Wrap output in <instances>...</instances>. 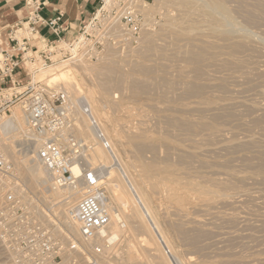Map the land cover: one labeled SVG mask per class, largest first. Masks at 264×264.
<instances>
[{"label":"bare ground","instance_id":"6f19581e","mask_svg":"<svg viewBox=\"0 0 264 264\" xmlns=\"http://www.w3.org/2000/svg\"><path fill=\"white\" fill-rule=\"evenodd\" d=\"M20 1L21 0H18L10 6L15 7L16 5H18V3ZM109 1L110 0H106V3H109ZM237 1L239 3L236 2L235 0H154L155 4L157 5V6L155 5V7H159L158 4H160L161 6L162 5L164 6V8L161 7L165 10V11L163 10L165 12V15H164V13L161 15V16H163L164 20L161 23H160L161 20L159 21V23L157 25L158 31H155V32L150 30V28L152 29V27L155 25V23L150 21V19H151L150 17H152L151 14H150L151 16L149 17L150 18L149 20L145 19V22H142V25H143L142 28L143 29L142 28L141 29L143 30L144 33L142 34L143 36H142V39L140 42H141V44L143 43L144 47L138 53L136 52L138 50L133 51V52L137 53V55L135 56L134 59H132V60L129 59V60L125 61V59H123L125 56H123V58L118 56L119 57L118 58L117 57V55L119 54V53H117L118 52V45H120L119 43L121 42V40L120 41L115 40V42L117 41V43L112 42L108 45L105 53H102L104 55L101 54L99 59H97L98 61H97L96 65H92V63H90V62H85V61L83 62V61L77 59V60L69 61L68 64L63 63L64 65L61 64V65H59V67H56V68H52V69L49 68L45 72V74H44L45 83L49 86H58L59 85L58 86L59 91L61 93H63V95L66 99L65 107H66V111H67V114L69 116V119L71 122L73 119L75 120V122H74L75 126H74V128H73V126H71L70 130H71V133L74 136L75 140L77 141V143L81 146L79 155L77 156L79 163L81 162L82 167L84 166V167H87V168L95 171L97 178H98V181L100 182V184H102L104 186V191L106 192V195H107L105 201L103 202V206L107 210V212L109 213L110 223L106 228H104L101 231V233L97 237V239H95L93 241V244H97L103 250H105V251H103V253L105 252L106 254H108V252L114 251L115 247L118 246V243L120 241H122V239L124 241L126 239L127 241H125V243L127 242V261H128V264H186L184 262V256L185 255L182 256V254H180L176 251V242L179 239H181V237H180L181 235H185L184 233H188V231L185 232L186 229L184 231V229L182 228L185 226L184 225L182 226L180 223H179V227H180V229H183V230L176 229L175 228L176 226L172 223L171 225L175 226L173 228L170 225V222L168 223V221L167 222L165 221V222L169 224L168 225V227L170 228L169 231L168 230L165 231L161 227V225L159 224V221H157L156 215L154 214L153 208H152V196L154 193H156L155 192L156 190L166 192L167 198L166 197L165 198L167 199V201L171 205H174L175 207L177 206L176 210L178 208L181 211L184 210L183 209L184 205L186 206V204H188L190 202V197L192 195L194 196V194H196L198 197V199H196V200H198V202L202 203V205H203V203L207 204L208 206H211L214 204L218 205L220 203V204H222V207H223V205H226V206L228 205V207L230 204L232 205L231 199L234 196L233 191L235 192V190L232 191V185L230 187L231 182L225 181V179H223L224 182H222L223 180L219 181V180L213 179L212 175L214 176L217 174V176H214V177H216V178L219 177L218 175L220 173L218 171L216 172V174L214 173V171L218 167L216 166V168H215L214 162H213L214 164H209L211 162L208 163L206 161L204 162L203 160H201V159H203V157H202L203 152H201V151H203L204 149H207L208 147L213 145V143H215L216 141L220 143V142H224L227 140V139L226 140L224 139V137H225L224 133L221 134V132H223L224 130L220 131V130H218L219 128L218 129L216 128L218 123L214 124V125H216V127L214 125H212L211 120L215 122V119H210L207 121L200 122V121H197L191 115L187 114L186 110L188 111V108L190 106H194L193 109L195 107H199V106H201V107L206 106V108L208 106L209 108H211L214 105L215 106L219 105L220 104V103H218L219 101H223V102H225L224 104H226V101H229L230 99H228L225 96H222L223 94L221 95L222 97H218V95L215 96L218 92H216L215 95L211 94V92H213V90L211 91V89H215L214 87H217L216 90H218V87H219V90H222L221 87H224V89H225L226 86H228V85L230 86L232 84H233V88H234V84L235 85L237 84L236 82L239 80V78L241 79L243 77V79H245V81H246V80L252 79L253 77H257V74L258 75L261 74L259 76V78H260L263 74V73H258L257 71H259V70H257V68H258V64L260 62L258 59L260 57H262V58L264 57V40H263L264 36H261L258 33V31H257L258 34L255 33V31H253L254 28L256 27L255 26L256 23L258 22V20L260 18L259 14L262 11H260V13L257 14L256 11L254 12L255 9L253 11H250L249 9H248L249 11H247L246 9H243L241 12L243 14H245V16H242L241 14L238 13L239 9H237V7H234V6L235 5L238 6L237 4H239V5L244 4V2L242 0H237ZM137 2H140V1H137ZM252 2H254V1H252ZM233 3H236V4L233 5ZM256 3L259 6H264V0H259V1L256 0ZM256 3H254V4H256ZM111 4H110V6H111ZM246 4H245V6H247ZM248 4L250 5V3H248ZM140 6H141V4H140ZM107 8H110V7L107 6ZM152 8L142 4L140 12L141 13L146 12V15H148V13L150 12L149 10H151ZM250 8H251V5H250ZM253 8H255V7L253 6ZM253 8H251V9H253ZM156 10H159V9H156ZM171 11L175 12L176 15L175 16L171 15L170 14ZM121 15H123V13ZM127 15H128V13H127ZM132 15H134V14H132ZM142 16H143V14H142ZM2 17L3 16L0 15V26H1V22H2ZM115 18L116 17L109 20L110 22L106 25L107 26L114 25L116 32H117V37L118 36L121 37L126 32H125V30H123V26L121 25L119 19L118 18L115 19ZM119 18H122V17H119ZM259 24H261V23L259 22ZM259 26L260 25H258V28H259ZM140 27H141V25H140ZM125 28H126V26H125ZM256 29H257V27H256ZM261 34L264 35L263 31ZM36 35L37 34H34L32 37H34ZM130 43H132V42H130ZM137 43H139V42H137ZM139 47L137 49H139ZM131 50H133V49H131ZM0 51H2V50H0ZM127 53L130 54L131 52H127ZM110 56H112V59L108 60V58ZM128 56H131V55H127V57ZM127 57H125V58H127ZM128 58H130V57H128ZM262 64H264V63H262ZM262 64H261V66H262ZM62 66H64V67H62ZM120 69L121 70L127 69V70L121 72ZM263 69H264V67H263ZM218 72H222V73L227 72V76H223L224 78L223 77L222 78L215 77L213 74H216ZM261 72H262V69H261ZM263 72H264V70H263ZM100 75L103 78H101ZM112 75H115V76H112ZM216 76H217V74H216ZM221 76H222V74H221ZM79 78H81V80H79ZM255 79L256 78H254L253 80H255ZM257 79H258V77H257ZM128 83H130V84L128 85ZM83 84L85 85L86 89H83L84 87H81ZM126 84L128 86H130V89L133 88V90L135 92H137L138 95H141L144 93H149L148 98H150V96H151L149 101L153 102L152 104L150 102V105H152L153 108H154L153 104L157 107H160L158 105H164V106L167 105L166 107H169L167 109L166 107L163 106L164 111L162 109V111L157 112V113H159L158 115L160 116V119L164 118L166 120L165 121L163 119L165 121L164 125H166V127H164V128L165 129L167 128V130H161L160 129L161 131H163V133H164V131L166 133L161 134L160 138H158V139H160V141H166L167 142V144H166L167 146H165V148H163V146H161V145L159 148L152 147L151 144H150L151 146H148V144L150 143V142L148 143V141H151V138H150V136L147 135V133H150V131L147 132L146 130H143L145 128L141 129V127H143V126H141L142 123L140 124V128H138V127L131 128L132 126L131 127L128 126L129 124H131V121L133 119L132 117H134V115L127 117L125 119L122 118L121 115L119 116V112H122V109L126 106V104L128 105L127 102H129V101H127V100H129L130 98L128 96L127 97L123 96V95H126L125 90H124L125 93L123 95L121 94V98L118 97L116 92L117 91L119 92L120 90H118V89H121V88L127 89L126 87H128V86ZM224 89H223V91H226V89L225 90ZM121 91H122L121 93H123L122 89H121ZM209 91H211V92L209 93ZM233 92L232 93L229 92V93L233 94ZM220 93H221V91L219 92V94ZM262 94L264 95L263 91H262ZM128 95H130V94H128ZM127 98H129V99H127ZM148 98L146 97V99H148ZM146 99H144L143 101H145ZM234 99H235V97L232 99V102ZM139 100H140V98L138 99L137 103L139 102V104H140L141 102ZM145 102H142V103H145ZM234 102H236V99ZM240 102H241V100H240ZM256 102L252 103V105H251L252 109H256L259 107V106L257 107ZM130 103H131V101H130ZM142 103H141V105H145ZM146 103H148V101ZM228 104L231 105L230 103H228ZM233 104L234 103H232L231 107H233ZM249 105H250V103H249ZM260 105H262V104H260ZM137 107L139 108V106H137ZM141 107H143V106H141ZM149 107L151 108V106H149ZM229 107L230 106H228V108ZM153 108H151V109H153ZM228 108H223V111H224V109L228 110ZM151 109H149V110H151ZM158 109H160V108H158ZM158 109L155 108V110H158ZM193 109L191 111H193ZM217 109H220V107ZM217 109L216 110L212 109V110L217 111ZM209 110H208V113H209ZM258 110H260V108H258ZM144 111H146V110H144ZM196 111H198V112L196 113ZM204 111H207V109L205 110V107H204ZM253 111L255 112V110H253ZM151 112H156V111H151ZM142 113H144V112L139 111V113H136V116H141L140 118H142L143 116L144 117L147 116V115H144L145 113L142 116ZM163 113H164V115H163ZM195 113L200 114L199 110H195ZM227 113H229V112H227ZM230 113H232V112H230ZM229 114H226V115H229ZM151 115L152 114L150 113V116ZM202 115H204V114H202ZM202 115H200V116H202ZM211 115H209V116H211ZM231 115H229L228 117H230V116L233 117L234 114L232 113ZM152 116L156 117V115H152ZM216 116L214 118L218 117V116L217 117ZM221 117H223V116H221ZM225 117L227 118V116H225ZM199 119H201V118H199ZM229 119L231 120L232 118H229ZM137 120H138V118H137ZM146 120H149V118ZM224 120H225V122H227L225 118H224ZM143 121H144V119H143ZM161 121H159V122L161 123ZM155 122L158 124L157 121H155ZM26 123H27L26 117H25L24 113L22 112L21 108H19V107H17L15 109V111H13L9 117H4L0 120V147H1V151H2L3 155H6V156H9V154H10V157H13L15 155L13 157V159L17 156L15 158L16 159L15 165H16L18 175H19L20 179L24 182V184H26L31 189L32 192H30V193L35 195V197L38 200L40 199L41 201L48 202L47 204L49 207L47 209L50 210V212H53L55 214V216L58 218V221L60 219L64 222V224H66L67 219L65 217V214H63L64 207L65 206L69 207V206L74 205L75 202L79 199L80 195L75 190H66V189L55 188L51 179L49 178L48 174L46 173L45 169L40 164V162L37 160V158L33 155H30V153L27 152V147L29 146L30 143H29V140H27L25 138V136L27 137V135H25ZM227 123H226V125H227ZM220 124H221V122H220ZM228 124H230V122ZM122 125H123V127L128 126V127H126L127 130L122 129L121 128ZM160 125L162 126L163 123ZM220 127H221V125H220ZM146 129H148V128H146ZM122 130H124V132L126 133V134L122 133L124 136V137L123 136L122 137L125 140L124 142L122 141L123 139L120 138L122 135L121 132H123ZM157 130H158V128H157ZM202 131L207 132L206 133V134H208L207 138H205L201 141L196 140L195 138L198 135H200V132H201V134L204 133ZM159 135H157V136H159ZM235 136H234V134L232 135V137H235ZM198 138H199V136H198ZM152 140H153V138H152ZM228 140H231V139L228 138ZM235 140H236V138H235ZM229 142L228 141L225 142L226 144H224V145H227V143H229ZM239 142H241V141H239ZM241 143H244V142H241ZM251 143H253V142H251ZM230 144L233 145L232 142ZM236 144H238V142ZM222 146L223 145H221V147ZM126 147H128L132 151L127 152ZM227 147L230 148V145H227ZM232 147H231V149H232ZM253 147H255V146H253ZM214 148H215V146H214ZM234 148H237V147H235V145H234ZM243 148H245V147H243ZM158 149H160V150L164 149L165 150L164 151V153H165L164 157L163 156L160 157V155H158L160 152ZM212 149H213V147L211 149L209 148V152H211ZM216 151H217V149H216ZM200 152L202 154H200ZM204 152H206V150ZM213 152H211V153L213 154ZM240 152H242V151H240ZM11 154L13 156H11ZM147 154L151 155L150 158L146 157ZM161 154H162V152H161ZM212 154H210V155H212ZM216 154H217V152H216ZM200 155L202 157L201 159H200ZM19 156H21V158ZM216 156L214 154V157H216ZM204 157H206V156L204 155ZM206 158H204V159L207 160ZM211 158H212V156H211ZM214 159H212V160H214ZM249 159L247 158V160H249ZM253 159H255V158H253ZM246 161H243V162L247 163ZM229 163H230V161H229ZM249 164H250V162H249ZM218 165H221V164H218ZM82 167L78 164V162L75 163L73 166V169H72L73 173L75 175L82 174ZM220 167L221 166H219V168ZM228 167L229 166H226V169ZM206 168L210 169V170L212 168H215L213 171V174H211V177H210V175L207 176V174L204 173L205 171L201 172L202 169L205 170ZM256 168L257 167H255V169H254V167H253L254 170H256ZM223 169L226 170L225 168H223ZM223 169L221 171H224ZM208 171L209 170H207V172ZM226 171H229V169H227ZM228 173L230 174V171ZM231 173H232L231 176H233V178H234L235 176L233 175L232 170H231ZM259 173H261V172L259 171ZM225 174H227V173H225ZM238 174L236 176H239ZM244 174H245V172H244ZM252 174H254V173H252ZM257 175H259V174H257ZM260 175H262V174H260ZM221 177H222V175H221ZM226 177L228 178V176H226ZM229 177H230V175H229ZM246 179H245V181H247ZM240 181H241V183L240 182H238V183H240V184L245 183V182H242V180H240ZM236 183H237V181H236ZM256 183H258V182H256ZM247 184H248V182H247ZM239 185H238L239 188L237 187L238 189H240V186H241V185L240 186ZM242 185H244V184H242ZM235 186H236V184H235ZM240 191H241V189H240ZM243 191L244 190H242V192ZM245 191H246V189H245ZM247 191H249V189ZM158 193H161V192H158ZM240 193L241 192H239V194ZM66 195L68 196L69 200L67 202H63L62 198H63V196L65 197ZM237 195L235 194V196H237ZM246 195H247V192L242 197H244ZM195 198H194V200H195ZM237 199H239V198H237ZM249 201H248V203H249ZM156 202H157V200H156ZM158 202H159V200H158ZM233 203L235 204V202H233ZM239 203H238V205H239ZM241 204H242V202H241ZM191 206L192 205L188 206V208ZM194 206H195V204H194ZM233 206H235V205H233ZM168 207H170V206H168ZM60 209H62V210H60ZM187 209H186V211H187ZM191 209H193V208L191 207ZM233 209L236 210L237 208H233ZM59 210L62 211L61 212L63 214V215L61 214L62 216L60 215ZM183 212H185V211H183ZM191 213H193L192 214V216H193L194 211ZM168 214H167V216H168ZM170 214H172V213L170 212ZM189 214H190V212H189ZM197 214H198V212H196L195 215H197ZM199 214L201 215L203 213L199 212ZM208 214H209V212H208ZM187 215H188V212H187ZM187 215L185 217H187ZM231 215H233V214H231ZM178 216L179 215H177V218H178ZM209 216H211V215H209ZM209 216H207V217H209ZM216 216H218V215H216ZM172 217H174V216H172ZM181 217H183V216L181 215ZM189 219H191V218H189ZM189 219H187V220H189ZM230 219L233 220L232 218H230ZM237 220L240 222L241 219L239 220L237 218ZM248 220H250V219H248ZM179 221H181V220H179ZM244 221H245V219H244ZM185 222H187V221H185ZM221 222H222V220H221ZM223 223H225V222H223ZM229 223L231 224L232 222L230 221ZM245 223H247V222H245ZM47 224L53 225L54 223L47 220ZM190 224H192V223H190ZM200 224H201V222H200ZM234 224L235 223H233V225ZM238 225H240V223ZM215 226H217V224ZM228 226H229V224H228ZM231 226H232V224H231ZM179 227L177 226V228H179ZM210 227H211V225H210ZM224 227H225V224H224ZM229 228H231V227H229ZM247 228H249V227H247ZM247 228H246V232H247ZM69 229L75 235V237H78L75 227H73V228L70 227ZM217 229H218V227H217ZM194 230H195V228L193 229V231ZM215 230H216V227H215ZM232 230H234V227ZM262 230H260V231H262ZM193 231H191V232H193ZM196 231L198 232V230H196ZM240 231H241V229H240ZM242 231H241V233H242ZM191 232L188 233V235L191 234ZM197 232H195V233L197 234ZM201 232H205V231H201ZM206 233L208 234V232H205L207 239H209V238L211 239V237L208 238L209 235L217 237V235H214V234L212 235L211 232L209 235H207ZM192 234H191L192 236L196 235V234H194V232ZM197 235L195 237H200L201 239H203V237H206L205 235L202 237V234H201V236H197ZM139 236L143 237L142 240H140L143 244L141 246L142 248L141 247L139 248L138 247L139 245L136 246V248L137 247L139 248V253H135L134 251L136 248L134 245V241H135L134 239L139 237ZM190 236H188L189 239H190ZM226 236H228V235H226ZM188 237H186V238H188ZM192 238H194V237H192ZM242 238H243V236H242ZM139 239H140V237H139ZM195 239L196 238H194L193 240H195ZM201 239H200V241H201ZM235 239H233V240H235ZM244 239H246V238H244ZM138 240L135 241V244H138V243H136ZM198 240H199V238H198ZM200 241H198L199 245L202 243ZM209 241H211V240H209ZM253 241L255 242V240H253ZM194 242L192 241V243H194ZM227 242H228V240H227ZM183 243H185V242L183 241L182 244ZM186 243L188 244V242H186ZM218 243H221V242H218ZM120 244H119V246H120ZM190 244L191 243H189L188 245H190ZM194 244H197V242H195ZM122 245H124L123 241H122ZM216 245L218 246L219 244L216 243ZM229 245H231V244L228 242V246ZM183 246L185 247V245H183ZM209 246H208V249H209ZM124 248H126V247H124ZM200 248H202V247H200ZM200 248H199V250H200ZM228 248L229 247H227V249ZM201 250H203V248ZM220 250H221V248H220ZM189 253H191V252H189ZM194 253L196 254V252H194ZM197 253H200V252H197ZM91 255H93V254H91ZM217 255H215V256H217ZM226 255H228V254L226 253ZM229 255H231V254H229ZM245 256H247V255H245ZM120 257L121 256H118L119 259H120ZM186 257H187V255H186ZM200 257H203V255ZM188 259H190V257ZM211 259H212V257H211ZM120 260H122V259H120ZM123 260H125V259H123ZM191 260H193V259H191ZM195 260H196V258H195ZM223 261H226V260H223ZM187 262H188V260H187ZM229 263H230V261H229ZM224 264H226V262ZM231 264H232V262H231ZM260 264H261V262H260Z\"/></svg>","mask_w":264,"mask_h":264},{"label":"built area","instance_id":"2783aa9c","mask_svg":"<svg viewBox=\"0 0 264 264\" xmlns=\"http://www.w3.org/2000/svg\"><path fill=\"white\" fill-rule=\"evenodd\" d=\"M45 2L25 0L26 17L6 34L5 49L0 51V120L19 105L27 122V152L37 158L55 188L75 190L80 197L64 207L67 223L58 221L30 193L0 147V264H80L77 256L89 261L88 253L105 251L93 241L110 223L103 206L104 186L95 171L79 163L81 146L70 130L66 99L58 86L45 83L44 74L61 62L96 61L116 39L129 44L138 34V24L132 20L130 30L117 37L114 25L99 22L100 7L72 40L65 41L61 35L68 27L62 22L63 14L43 19L40 12ZM40 28H47L54 37L43 50L31 46L28 38ZM77 162L82 167L79 175L72 171ZM68 200L63 196V202ZM47 220L54 224L48 225ZM70 227L76 228L78 237Z\"/></svg>","mask_w":264,"mask_h":264},{"label":"rangeland","instance_id":"374dc122","mask_svg":"<svg viewBox=\"0 0 264 264\" xmlns=\"http://www.w3.org/2000/svg\"><path fill=\"white\" fill-rule=\"evenodd\" d=\"M18 1V0H17ZM103 1V3H100V1H99V3H100V5H99V8L100 7H103V11L100 13V15H99V17H98V20H99V22L101 23V25L103 26V25H106V24H108L110 21L109 20H111V19H113L114 17H116V18H118L119 19V21H120V23H121V25H123V26H126V28H123V30H125V32L127 33V31H129L130 30V27H131V23H132V20L136 23L137 22V24H138V34H137V36H136V38L135 39H132V43H129V44H120V45H118V52L117 53H119L118 55H117V57L119 56V57H122L123 58V56H125V57H127V55H131V56H128V57H130V58H123V59H125V61H127V60H129V59H134L135 58V56L137 55V53L140 51V50H142V48L144 47V45H143V43L141 44V39H142V34L144 33L143 32V25H142V22H145V19H147V20H149L150 18L152 19H150V21L151 22H153V23H155V25L152 27V29L150 28V30H152L153 32H155V31H158V23H159V21H160V23L161 22H163V16H161L163 13H164V15H165V10L163 9L164 8V6L162 5H160V4H158L159 5V7H155V2H154V0H110L109 1V3H106V0L104 1V0H102ZM113 1V2H112ZM137 1H140V2H137ZM236 2H238L237 0H235ZM243 2H244V4H237L238 6H236L235 4L236 3H233V5H235L234 7H237V9H239L238 10V13L239 14H241L242 16H245V14H243L241 11L243 10V9H246L247 11H253L254 9V12L256 11L257 12V14L258 13H260V11H262L259 15H260V18H259V20H258V24L256 23V27H257V29H256V27L254 28V30L253 31H255V33H257V31H258V33L261 35V36H264V35H262L261 33H262V31H263V34H264V6H259L257 3H256V0H242ZM248 1V2H247ZM252 1H254V2H252ZM259 1V0H258ZM15 2H16V0H15ZM14 2V3H15ZM112 3V4H111ZM239 3V2H238ZM247 3V4H246ZM248 3H250V5H251V8H253V6L255 7V8H253V9H251L250 8V5L248 4ZM254 3H256V4H254ZM110 4H111V6H110ZM136 4V5H135ZM140 4H141V6H142V4L143 5H146V6H148V7H155L153 10L151 9V10H149L148 12V15H146V12H144V13H141L140 11V9H141V6H140ZM245 4L247 5V6H245ZM254 4V5H253ZM10 5V4H9ZM249 5V6H248ZM258 5V6H257ZM107 6H109L110 8H107ZM137 6V7H136ZM157 6V5H156ZM161 7H163V8H161ZM233 7V8H234ZM249 7V8H248ZM262 9H261V8ZM98 8V9H99ZM127 8V9H126ZM161 8V9H160ZM257 8V9H256ZM156 9H159V10H156ZM249 9V10H248ZM17 9L14 7L13 8V11H11L10 13H12V14H10L9 16L10 17H13V16H17V17H25L26 16V12H25V10L23 11V9H21V10H17ZM136 10V11H135ZM164 10V11H163ZM157 11V12H156ZM123 13V15H121ZM127 13H128V15H127ZM134 14V15H132V14ZM154 13V14H153ZM159 13V14H158ZM175 12H173V11H171V15H173V16H175L176 15V13L174 14ZM119 14V15H118ZM142 14H143V16H142ZM152 15V17H150L151 15ZM7 15V14H6ZM130 15V16H129ZM240 15V16H241ZM145 16V17H144ZM263 16V17H262ZM119 17H122V18H119ZM131 17V18H130ZM150 17V18H149ZM9 18V17H8ZM115 18V19H116ZM124 18H128L127 19V21H125L124 20ZM137 18V19H136ZM262 19V20H261ZM2 21H4L3 19H2ZM108 21V22H107ZM130 22V23H129ZM140 22V23H139ZM259 22L263 25H261V24H259ZM157 23V24H156ZM2 24V23H1ZM140 25H141V27H140ZM258 25H260L259 26V28H258ZM142 28V29H141ZM256 29V30H255ZM127 30V31H126ZM142 31V32H141ZM257 33V34H258ZM29 39H30V45L31 46H37V48L39 49V50H43L44 49V47H45V43H40L38 40H36V39H34L32 36H29L28 37ZM263 38V37H262ZM117 41H118V39H116ZM263 40H264V38H263ZM116 41V42H117ZM137 42H139V43H137ZM122 45V46H121ZM140 46V47H139ZM129 49H128V48ZM139 47V49H137ZM129 50H127V49ZM133 49V50H131V49ZM5 49V38L3 37L2 38V35H1V31H0V50H4ZM120 49V50H119ZM135 50H138V51H136L137 53H135V52H133V51H135ZM106 51V50H105ZM105 51L103 52V53H105ZM125 51V52H124ZM131 52L130 54H128L127 52ZM125 54V55H124ZM102 55H104V54H102ZM118 57V58H119ZM117 58V59H118ZM262 57H260L258 60L260 61L259 62V64H258V68H257V70H259V71H257L258 73H263L262 74V76L259 78V76L261 75V74H257V77H258V79H257V77H253L252 79H250V80H246L245 81V79H243V77L240 79L239 78V80L236 82L237 84L235 85L234 84V88H233V84L232 85H228V86H226L225 87V89H226V91L228 90L229 92H233V94H231V93H229L228 91L226 92V91H223V89H224V87H221V89L222 90H219V87H218V90H216L217 89V87H214L215 89H211V91L213 90V92H211V91H209V93L211 92V94H214L215 95V93L216 92H218L215 96H217L218 95V97H222V96H225V97H227L228 99H230L229 101H226V104H224L225 102H223V101H219L218 103H220L219 105H214L213 107H211V108H209L208 106H207V108H206V106H199V107H195L194 109H193V107L194 106H190L189 108H188V111L186 110V113L187 114H189V115H191L192 117H194L197 121H200V122H203V121H207V120H210V119H215V122L214 121H212L211 120V122H212V125H214V124H216V123H218V125H217V127H216V125H214L218 130H224L223 132H221V134H223L224 133V136L226 137H224L223 135V137H224V139L226 140V141H224V142H215V143H213V145L215 146V148H214V146L213 145H211L210 147H208L207 149H204L203 151H201V152H203V155H202V157H203V159H201L202 157H201V155H200V159L201 160H203L204 162L206 161V162H211V163H209V164H214L215 165V168H216V166L219 168V166H221L219 169L218 168H216V170L214 171V169L215 168H212L211 170L210 169H205V170H201V172H204L205 174H207V176H209L210 175V177H211V174H213V171H214V173L216 174V172L218 171L219 173V177H214V176H217V174L216 175H212V178L213 179H216V180H223V179H225V181H230L231 182V184H230V187H231V185H232V191L233 190H235V192L233 191V193H234V196H233V198L231 199L232 201V205L230 204L229 205V207H228V205L226 206V205H223V207H222V204H214V205H211V206H208L207 204H204L203 203V205H202V203H200V202H198V200H196V199H198V197H197V195L196 194H194V196L192 195L191 197H190V202L188 203V204H186V206L184 205V210L183 211H185V212H183V211H181V210H179L178 208H177V210H176V207L174 206V205H171L168 201H167V197H166V192H164V191H158V190H156L155 192L156 193H154L153 194V196H152V208H153V212H154V214L156 215V218H157V221H159V224L161 225V227L166 231V230H170V228L168 227V223L170 222V225L173 223L174 225H171L173 228L175 227L176 229H180V227H179V223L183 226H185V227H182L181 225V227L184 229V231H185V229H186V231L185 232H187L188 231V233H190L191 231H193V229L195 228V230L193 231L194 232V234H196L195 232H197L196 230H198V232H197V236H201V234H202V237L205 235V232H208V234L207 235H209L210 234V232H211V234L213 235H217V237L215 236H208V238L209 237H211V239L209 238V239H207V236L206 237H203V239H201L200 237H195L196 235H194V236H192L193 234V232H191V234H189L188 235V233H184L185 235H181L180 237H181V239H179L177 242H176V251L178 252V253H180V254H182V256H184V262L186 263V264H224L225 262H226V264L228 263V264H231V262H232V264L234 263V264H260V262H261V264H264L263 262H264V95L262 94V91L264 92V72H263V67H264V64H262V63H264V57L261 59ZM99 59V58H98ZM110 59H112V56H110L109 58H108V60H110ZM121 59V58H120ZM122 59V60H123ZM263 60V61H262ZM97 61L98 60H96V61H92V62H90V63H92V65H96L97 64ZM69 62H65V64H68ZM262 64V66H261V64ZM64 65L62 62L61 63H58V64H55V65H53L50 69H52V68H56V67H59V65ZM62 67H64V66H62ZM262 69V72H261V69ZM121 70V69H120ZM125 70H127V69H125ZM125 70H121V72L122 71H125ZM224 71V70H223ZM120 72V71H119ZM127 72V71H126ZM125 72V73H126ZM225 72V71H224ZM222 73V72H218V73H216L217 74V76H216V74H213L215 77H218V78H222L223 76H227V72L226 73ZM222 74V76H221V74ZM116 74V73H115ZM226 74V75H225ZM220 75V76H219ZM111 76V75H110ZM112 76H115V75H112ZM100 77L101 78H103L101 75H100ZM224 78V77H223ZM254 78H256L255 80H253ZM79 80H81V78H79ZM241 80V81H240ZM248 81V82H247ZM252 81V82H251ZM244 82V83H243ZM250 82V83H249ZM240 83V84H239ZM246 83V84H245ZM249 83V84H248ZM130 83H128V85H129ZM239 84V85H238ZM127 85V84H126ZM127 85V86H128ZM132 85V84H131ZM238 85V86H237ZM59 86V85H58ZM236 86V87H235ZM81 87H84L83 89H86L85 88V85L83 84ZM127 89H124V88H121L122 90H123V93H121L122 91H121V89H118V90H120L119 92L117 91L116 92V94L118 95V97H120L121 98V94L123 95L125 92V94L126 95H123V96H125V97H129V98H127V99H129V100H127V101H129V102H127L128 103V105L126 104V106L122 109V112H119V116L121 115V117L122 118H127V117H130V116H133L134 115V117H132L133 119H132V121H131V124H129L128 126L129 127H131V128H135V127H138V128H140V124H141V126H143V127H141V129H143V128H145V129H143V130H146L147 132L148 131H150V133H147V135L148 136H150V138H151V141H148V146H151L152 145V147H155V148H159L160 147V145L161 146H163V148H165V146H167L166 144H167V142L166 141H160V139H158V138H160V136H161V134H165L166 132L164 131V133H163V131H161V130H167V128L165 129L164 127H166V125H164L165 123V121L163 120V119H160V116L158 115L159 113H157L158 111H162V109H163V111H164V107H166V106H164V105H158V106H160V107H157V106H155L154 104H153V106H154V108L152 107V105H150V102L151 101H149V99L151 98V96H150V98H148L149 96H148V94L149 93H144V94H141V95H138L137 94V92H135L134 90H133V88H131L130 89V86H128V87H126ZM232 88V89H231ZM224 89V90H225ZM124 90H125V92H124ZM127 90V91H126ZM221 91V93L219 94V92ZM129 92V93H128ZM120 93V94H119ZM226 93V94H225ZM128 94H130V95H128ZM147 94V95H146ZM223 94V95H222ZM230 94V95H229ZM143 95V96H142ZM222 95V96H221ZM232 95V96H231ZM232 98H231V97ZM146 97L148 98V99H146ZM235 97V99H236V102H234L235 101V99L233 100V102H232V99ZM140 98V102L142 103V102H147L148 101V103H142V104H145V105H141V103L139 104V102L137 103V101H138V99ZM239 98V99H238ZM144 99H146L145 101H143ZM142 100V101H141ZM238 100V101H237ZM240 100H241V102H240ZM130 101H131V103H130ZM257 101V102H256ZM222 102V103H221ZM247 102V103H246ZM257 103V107L258 108H260V110H258V108H256V109H252V107H251V105H252V103ZM260 102V103H259ZM153 102H151V104H152ZM228 103H230L231 105H229ZM232 103H234L233 104V107H231L232 106ZM249 103H250V105H249ZM149 104V105H148ZM247 104V105H246ZM259 104V105H258ZM260 104H262V105H260ZM221 105V106H220ZM137 106H139V108L141 107V106H143V107H141L140 109L137 107ZM149 106H151V108H153V109H151ZM164 106V107H163ZM218 106V107H217ZM224 106V107H223ZM226 106V107H225ZM228 106H230L229 108H228ZM17 107H19L20 108V106L18 105V106H15L13 109H12V111H11V114H12V112L13 111H15V109L17 108ZM137 107V108H136ZM162 107V108H161ZM204 107H205V110L207 109V111H204ZM220 107V109L222 110H220V109H217V108H219ZM251 107V108H250ZM145 108V109H144ZM155 108L156 109H158V108H160V109H158V110H155ZM167 109L169 108V107H166ZM165 108V109H166ZM191 108V109H190ZM203 111H201L200 109ZM210 110H209V109ZM223 108H228V110L227 109H224V111H223ZM149 109H151V110H149ZM174 109V108H173ZM193 109V111H191ZM212 109H217V111H213ZM143 111L144 113H142V116H143V114L144 115H147V116H143L142 118H140L141 116H136V113H139V111ZM144 110H146V111H144ZM195 110H199V113L200 114H196L198 111H196V113H195ZM208 110H209V113H208ZM212 110V111H211ZM220 110V111H219ZM253 110H255V112L253 111ZM138 111V112H137ZM151 111H156V112H151ZM191 111V112H190ZM201 111V112H200ZM211 111V112H210ZM189 112V113H188ZM194 112V113H193ZM226 112V113H225ZM227 112H232L234 115H233V117H231L232 115V113H227ZM147 113V114H146ZM150 113L152 114V115H156V117L154 116H150ZM236 113V114H235ZM195 114V115H194ZM202 114H204V115H202ZM213 116H212V115ZM215 114V115H214ZM225 114V115H224ZM226 114H229V115H231L230 117H228L229 115H226ZM161 115V114H160ZM163 115H164V113H163ZM198 115V116H197ZM200 115H202V116H200ZM206 115V116H205ZM209 115H211V116H209ZM218 117H217V116ZM209 116V117H208ZM217 117V118H214V117ZM221 116H223V117H221ZM225 116H227V118L225 117ZM235 116V117H234ZM9 117V116H8ZM136 117V118H135ZM158 117V118H157ZM197 117V118H196ZM208 117V118H207ZM221 117V118H220ZM73 118V117H72ZM137 118H138V120H137ZM149 118V120H146V119H148ZM152 118V119H151ZM199 118H201V119H199ZM219 118V119H218ZM224 118L226 119V121L229 123L230 122V124H228L227 122H225V120H224ZM229 118H232L231 120L229 119ZM136 119V120H135ZM141 119V120H140ZM143 119H144V121H143ZM155 119V120H154ZM205 119V120H204ZM222 119V120H221ZM254 119V120H253ZM257 121H256V120ZM140 120V121H139ZM154 120V121H153ZM162 120V121H161ZM219 120V121H218ZM138 121V122H137ZM155 121H157L158 122V124L160 125V124H162L163 123V125L161 126H159ZM159 121H161V123L159 122ZM224 121V122H223ZM255 121V122H254ZM75 120L73 119L72 120V122H71V126H73V128H74V126H75ZM135 122V123H134ZM140 122V123H139ZM220 122H221V124H220ZM223 122V123H222ZM226 123H227V125H226ZM145 126H144V125ZM135 125V126H134ZM151 125V126H150ZM156 125V126H155ZM220 125H221V127H220ZM128 126H125V127H123V125L121 126V128L122 129H125V130H127V128L126 127H128ZM158 126V127H157ZM155 127V128H154ZM158 128V130H157V128ZM160 127V128H159ZM163 127V128H162ZM146 128H148V129H146ZM153 128V129H152ZM221 128V129H220ZM156 129V130H155ZM161 129V130H160ZM123 132H121V134L122 133H124V134H126L125 132H124V130H122ZM152 131V132H151ZM162 133H161V132ZM202 132H204L203 134H201V132H200V135H198L199 136V138H198V136L195 138L196 140H198V141H201V140H203V139H205V138H207V135L208 134H206L207 132H205V131H202ZM155 133V134H154ZM160 134V135H159ZM205 134V135H204ZM234 134V136L235 137H232V135ZM153 135V136H152ZM157 135H159V136H157ZM204 135V136H203ZM123 136V134L121 135V137L120 138H122L121 140L124 142L125 140H124V136ZM152 136V137H151ZM203 136V137H202ZM201 137V138H200ZM232 137V138H231ZM152 138H153V140H152ZM228 138L229 139H231V140H228ZM235 138H236V140L238 139L239 141H241V142H244V143H241V142H239L238 140L236 141L235 140ZM256 138V139H255ZM246 139V140H245ZM229 142V143H227V145H230V148H228L227 147V145H224V144H226L225 142ZM236 141V142H235ZM248 141V142H247ZM253 142V143H251V142ZM153 144H152V143ZM161 142V143H160ZM233 143V145L232 144H230V143ZM235 142V143H234ZM238 142V144H236ZM219 143V144H218ZM248 143V144H247ZM151 144V145H150ZM218 144V145H217ZM245 144V145H244ZM154 145V146H153ZM158 145V146H157ZM217 145V146H216ZM221 145H223L222 147H221ZM234 145H235V147H237V148H234ZM239 145V146H238ZM244 145V146H243ZM249 145V146H248ZM233 146V147H232ZM247 146V147H246ZM253 146H255V147H253ZM213 147V149H212V151L211 152H213V154L211 153V152H209V148L211 149ZM231 147H232V149H231ZM240 147V148H239ZM243 147H245V148H243ZM254 149H253V148ZM19 148V147H18ZM17 148V149H18ZM127 148V152H130V151H132V150H130L128 147H126ZM223 148V149H222ZM248 148V149H247ZM257 148V149H256ZM259 148V149H258ZM216 149H217V151H216ZM243 149V150H242ZM160 152H159V154L158 155H160V157H164L165 156V153H164V149H158ZM206 150V152H204ZM208 150V151H207ZM250 150V151H249ZM237 151V152H236ZM240 151H242V152H240ZM161 152H162V154H161ZM200 152V154H202ZM209 152V153H208ZM216 152H217V154H216ZM229 152V153H228ZM231 152V153H230ZM236 152V153H235ZM254 152V153H253ZM130 154V153H129ZM207 154V155H206ZM210 154H212V155H210ZM214 154H215V156L216 157H214ZM219 154V155H218ZM232 154V155H231ZM247 154V155H246ZM259 154V155H258ZM204 155L207 157H204ZM255 155V156H254ZM5 156V158L8 160V162L9 163H11V164H13L15 167H16V165H15V158L17 157H15L14 159H13V157L15 156H13L12 154H11V156H13V157H10V154H9V156H6V155H4ZM150 154H147V156L146 157H149L150 158ZM211 156H212V158H211ZM245 156V157H244ZM262 156V157H261ZM20 158H21V156H19ZM159 157V156H158ZM159 157V158H160ZM243 157V158H242ZM13 160H12V159ZM204 158H206L207 160H205ZM215 158V159H214ZM247 158L249 159V160H247ZM253 158H255V159H253ZM261 158V159H260ZM211 159V160H210ZM212 159H214V160H212ZM247 160V161H246ZM252 160V161H251ZM255 160V161H254ZM263 160V161H262ZM217 161V162H216ZM229 161H230V163H229ZM243 161H246L247 163H245V162H243ZM262 161V162H261ZM214 162V163H213ZM220 162V163H219ZM249 162H250V164H249ZM253 163V164H252ZM217 164V165H216ZM218 164H221V165H218ZM251 165V166H250ZM225 166V167H224ZM226 166H231L230 168L228 167L227 169H229V171H230V174L228 173L229 171H226L227 169H226ZM234 166V167H233ZM254 167V169H255V167H257L256 168V170H254L253 169V167ZM248 167V168H247ZM223 168H225L226 170H224ZM224 170V171H221V170ZM249 169V170H248ZM207 170H209L208 172H207ZM231 170L233 171V175L235 176L234 178H233V176H231ZM235 170V171H234ZM246 170V171H245ZM255 171V172H254ZM259 171L261 172V173H259ZM210 172V173H209ZM239 175V176H236L237 174ZM244 172H245V174H244ZM248 172V173H247ZM251 174H250V173ZM203 173V174H204ZM225 173H227V174H225ZM243 173V174H242ZM252 173H254V174H252ZM259 174V175H257V174ZM225 176H224V175ZM260 174H262V175H260ZM221 175H222V177H221ZM229 175H230V177H229ZM257 175V176H256ZM226 176H228V178L226 177ZM248 176V177H247ZM226 177V178H225ZM239 179H238V178ZM247 178V179H246ZM230 179V180H229ZM232 179V180H231ZM237 181V183H236V181ZM245 179L247 180V181H245ZM257 179V180H256ZM240 180H242V182H245V183H242V184H244V185H242V184H240L241 183V181ZM262 180V181H261ZM235 181V182H234ZM250 181V182H249ZM260 181V182H259ZM222 182H224V180L222 181ZM238 182H240V183H238ZM247 182H248V184H247ZM256 182H258V183H256ZM263 182V183H262ZM236 184V186H235V184ZM241 186H240V185ZM252 184V185H251ZM258 184V185H257ZM26 185V184H25ZM234 185V186H233ZM238 185L240 186V189H241V191H240V189H238L239 187H238ZM251 187H250V186ZM27 186V185H26ZM238 187V188H237ZM27 188L29 189V191L30 192H32L31 191V189L27 186ZM245 189H246V191H245ZM249 189V191H247ZM238 190V191H237ZM242 190H244L243 192H242ZM158 192H161V193H158ZM237 192V193H236ZM239 192H241L240 194H239ZM246 192H247V195L246 196H244V197H242L243 195H245L246 194ZM164 193V194H163ZM243 193V194H242ZM249 193V194H248ZM235 194L237 195V196H235ZM155 195V196H154ZM159 195V196H158ZM161 195V196H160ZM162 197V198H161ZM166 197V198H165ZM195 198V200H194V198ZM249 197V198H248ZM260 197V198H259ZM160 198V199H159ZM237 198H239V199H237ZM247 198V199H246ZM255 198V199H254ZM250 201H249V200ZM156 200H157V202H156ZM158 200H159V202H158ZM236 200V201H235ZM38 201H40V202H42L41 203V205L44 207V208H48L49 206H48V202H44V201H41L40 199L38 200ZM57 201V200H56ZM240 203H239V202ZM248 201H249V203H248ZM233 202H235V204L233 203ZM241 202H242V204H241ZM251 202V203H250ZM253 202V203H252ZM167 203V204H166ZM191 203V204H190ZM195 204V206H194V204ZM238 203H239V205H238ZM244 203V204H243ZM159 204V205H158ZM192 205L191 207L193 208V209H191V207H189L188 208V206H190V205ZM201 204V205H200ZM205 205V206H204ZM233 205H235V206H233ZM158 206V207H157ZM168 206H170V207H168ZM174 206V207H173ZM219 206V207H218ZM205 207V208H204ZM227 207V208H226ZM173 208V209H172ZM175 208V209H174ZM189 210H188V209ZM225 210H224V209ZM233 208H239L238 210L236 209H233ZM186 209H187V211H186ZM208 209V210H207ZM210 209V210H209ZM221 209V210H220ZM230 209V210H229ZM241 209V210H240ZM247 209V210H246ZM258 209V210H257ZM60 210H62V209H60ZM59 210V211H60ZM243 210V211H242ZM251 210V211H250ZM255 210V211H254ZM172 213V214H170V212ZM194 211V215L192 216V214L193 213H191V212H193ZM254 211V212H253ZM259 211V212H258ZM62 211H60V215L62 214L61 213ZM187 212H188V215H187ZM189 212H190V214H189ZM196 212H198V214L197 215H195L196 214ZM199 212H202L203 214H199ZM207 214H205V213ZM208 212H209V214H208ZM243 212V213H242ZM245 212V213H244ZM257 212V213H256ZM261 212V213H260ZM168 214V216H167V214ZM174 213V214H173ZM176 213V214H175ZM178 213V214H177ZM180 213V214H179ZM52 214L53 215H55L53 212H52ZM164 214V215H163ZM215 214V215H214ZM224 214V215H223ZM227 214V215H226ZM231 214H233V215H231ZM243 214V215H242ZM249 214V215H248ZM63 215V214H62ZM61 215V216H62ZM174 216V217H172V216ZM176 215V216H175ZM177 215H179L178 216V218H177ZM181 215L183 216V217H181ZM187 215V217H185ZM206 215V216H205ZM209 215H211V216H209ZM216 215H218V216H216ZM248 215V216H247ZM165 216V217H164ZM167 216V217H166ZM205 216V217H204ZM207 216H209V217H207ZM255 216V217H254ZM259 216V217H258ZM263 216V217H262ZM217 217V218H216ZM226 217V218H225ZM229 217V218H228ZM240 220V222L237 220V218ZM186 218V219H185ZM189 218H191V219H189ZM230 218H232L233 220H231ZM243 218V219H242ZM258 218V219H257ZM166 219V220H165ZM169 219V220H168ZM187 219H189V220H187ZM219 219V220H218ZM229 219V220H228ZM244 219H245V221H244ZM248 219H250V220H248ZM178 220V221H177ZM179 220H181V221H179ZM208 220V221H207ZM214 220V221H213ZM221 220H222V222H221ZM225 220V221H224ZM260 220V221H259ZM59 221L60 222H62V223H64L62 220H60L59 219ZM168 221V223H166V222ZM185 221H187V222H185ZM195 221V222H194ZM197 221V222H196ZM210 221V222H209ZM218 221V222H217ZM228 221V222H227ZM232 222L231 224H232V226H231V224L229 223V222ZM234 221V222H233ZM236 221V222H235ZM249 221V222H248ZM194 222V223H193ZM200 222H201V224H200ZM203 222V223H202ZM223 222H225V223H223ZM238 222V223H237ZM245 222H247V223H245ZM164 223V224H163ZM185 223V224H184ZM190 223H192V224H190ZM198 223V224H197ZM209 223V224H208ZM233 223H235L234 225H233ZM237 223V224H236ZM240 223V225H238ZM251 223V224H250ZM214 224V225H213ZM217 224V226H215ZM222 224V225H221ZM224 224H225V227H224ZM228 224H229V226H228ZM166 225V226H165ZM199 227H198V226ZM209 225V226H208ZM210 225H211V227H210ZM213 225V226H212ZM238 225V226H237ZM253 225V226H252ZM177 226L179 227V228H177ZM216 227V230H215V227ZM222 226V227H221ZM237 226V227H236ZM245 226V227H244ZM194 227V228H193ZM217 227H218V229H217ZM229 227H231V228H229ZM233 227H234V230H232L233 229ZM243 227V228H242ZM247 227H249V228H247ZM251 227V228H250ZM257 227V228H256ZM168 228V229H167ZM190 228V229H189ZM193 228V229H192ZM202 228V229H201ZM224 230H223V229ZM228 228V229H227ZM236 228V229H235ZM245 228V229H244ZM246 228H247V232H246ZM253 228V229H252ZM183 229H180V230H183ZM200 229V230H199ZM230 229V230H229ZM240 229H241V231H242V233H241V231H240ZM263 229V230H262ZM191 230V231H190ZM207 230V231H206ZM260 230H262V231H260ZM201 231H205V232H201ZM252 231V232H251ZM256 232V233H255ZM258 232V233H257ZM204 233V234H203ZM234 233V234H233ZM224 234V235H223ZM187 235V236H186ZM191 235V236H190ZM226 235H228V236H226ZM188 237V236H190V239L194 242H197V244H194V243H192V241L189 239V237L188 238H186V237ZM242 236H243V238H242ZM248 236V237H247ZM139 237H140V239H139ZM139 237H137V238H135L134 240L136 241V240H138L136 243H138V244H135V241H134V245H135V248H136V246H138L139 248L142 246V242L140 241V240H142V238L143 237H141V236H139ZM192 237H194V238H196L195 240H193L194 238H192ZM198 238H199V240H198ZM231 238V239H230ZM236 238V239H235ZM244 238H246V239H244ZM252 238V239H251ZM200 239H201V241H200ZM213 239V240H212ZM228 240V242L231 244V245H229L228 246V242H227V240ZM233 239H235V240H233ZM242 239V240H241ZM182 240V241H181ZM200 241V242H202L200 245H199V242L198 241ZM209 240H211V241H209ZM247 240V241H246ZM253 240H255V242L253 241ZM122 241H123V244L124 245H122ZM122 241H120L119 243H118V246H119V244H120V246L118 247V246H116L115 247V250L114 251H112V252H108V254H106L105 252V256L103 255H91L92 253H88V258H89V261H86V259L85 258H83V257H81V256H77V260H78V262L80 263V264H128V261H127V242L125 243V241H127L126 239H125V241L122 239ZM181 241V242H180ZM185 242V243H183L182 244V242ZM240 241V242H239ZM186 242H188V244L189 243H191L190 245H188ZM218 242H221V243H218ZM225 242V243H224ZM216 243L217 244H219L218 246L216 245ZM236 243V244H235ZM238 243V244H237ZM183 245H185V247L183 246ZM195 245V246H194ZM207 245V246H206ZM210 245V246H209ZM216 247H215V246ZM126 247V248H124V247ZM188 246V247H187ZM197 246V247H196ZM205 246V247H204ZM208 246H209V249H208ZM235 246V247H234ZM241 246V247H240ZM243 246V247H242ZM137 247V248H138ZM183 247V248H182ZM192 247V248H191ZM200 247H202L203 248V250H201L202 248H200ZM227 247H229L228 249H227ZM233 249H232V248ZM117 248V249H116ZM119 248V249H118ZM135 249V253H139V248L138 249ZM142 248V247H141ZM199 248H200V250H199ZM220 248H221V250H220ZM125 249V250H124ZM197 249V250H196ZM207 249V250H206ZM225 249V250H224ZM119 252H118V251ZM218 250V251H217ZM235 250V251H234ZM138 251V252H137ZM202 251V252H201ZM116 252V253H115ZM122 252V253H121ZM184 252V253H183ZM189 252H191V253H189ZM193 252V253H192ZM194 252H196V254L194 253ZM197 252H200V253H197ZM189 253V254H188ZM226 253L228 254V255H226ZM253 253V254H252ZM119 254V255H118ZM192 256H191V255ZM206 254V255H205ZM218 254V255H217ZM229 254H231V255H229ZM234 256H233V255ZM237 254V255H236ZM186 255H187V257H186ZM198 255V256H197ZM203 255V257H200V256H202ZM212 257V259H211V257ZM215 255H217V256H215ZM222 255V256H221ZM245 255H247V256H245ZM118 256H121L120 257V259H122V260H120L119 258H118ZM205 256V257H204ZM207 256V257H206ZM209 256V257H208ZM229 256V257H228ZM231 256V257H230ZM101 257V258H100ZM105 257V258H104ZM186 257V258H185ZM190 257V259H188ZM198 257V258H197ZM260 257V258H259ZM101 260H100V259ZM195 258H196V260H195ZM235 258V259H234ZM123 259H125V260H123ZM191 259H193V260H191ZM198 259V260H197ZM210 259V260H209ZM218 259V260H217ZM187 260H188V262H187ZM223 260H226V261H223ZM230 261V263H229V261ZM263 260V261H262ZM100 261V262H99ZM256 261V262H255ZM122 262V263H121ZM127 262V263H126ZM213 262V263H212ZM223 262V263H222Z\"/></svg>","mask_w":264,"mask_h":264},{"label":"crops","instance_id":"0c3cea01","mask_svg":"<svg viewBox=\"0 0 264 264\" xmlns=\"http://www.w3.org/2000/svg\"><path fill=\"white\" fill-rule=\"evenodd\" d=\"M14 2L15 0H0V15L4 17H2L4 21L1 22L0 26L2 38H6L8 30L14 28L26 17L9 16L14 8L10 5ZM44 5L40 15L45 20L55 18L59 13L63 14L62 22L68 27V31L62 34L61 38L70 41L76 36L79 29L89 21L91 15L98 10L100 3L99 0H46ZM15 8L17 10L23 9L27 13L25 0H21ZM33 38L40 43L51 42L54 39L47 28H40L39 33Z\"/></svg>","mask_w":264,"mask_h":264}]
</instances>
